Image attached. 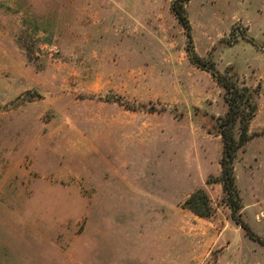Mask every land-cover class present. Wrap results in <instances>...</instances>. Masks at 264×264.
<instances>
[{"label":"rangeland","instance_id":"rangeland-1","mask_svg":"<svg viewBox=\"0 0 264 264\" xmlns=\"http://www.w3.org/2000/svg\"><path fill=\"white\" fill-rule=\"evenodd\" d=\"M176 1L0 0V264H264L194 62L254 95L233 168L264 240V0H189L190 36Z\"/></svg>","mask_w":264,"mask_h":264},{"label":"trees","instance_id":"trees-1","mask_svg":"<svg viewBox=\"0 0 264 264\" xmlns=\"http://www.w3.org/2000/svg\"><path fill=\"white\" fill-rule=\"evenodd\" d=\"M188 2L189 0H177L172 6V12L190 36L191 27L185 17V6ZM194 62L198 67L211 71L217 82L225 89L228 111L224 117L217 119L219 134L223 140L222 181L225 191L232 197L231 208L234 220L251 239L264 245V240L254 235L249 226L238 215L241 205L238 200L233 168L237 152L249 140L248 127L257 112L254 95L249 89L240 88L236 83L227 81L224 76L218 74L213 67H210L197 56L194 57ZM201 198L204 199L202 204H206V207H204L207 210L206 212L201 211V208H203L201 207ZM208 204L207 197L201 196L200 193L194 194L187 202V205L200 217L210 216L211 211Z\"/></svg>","mask_w":264,"mask_h":264}]
</instances>
